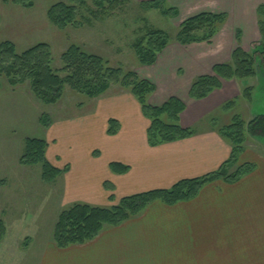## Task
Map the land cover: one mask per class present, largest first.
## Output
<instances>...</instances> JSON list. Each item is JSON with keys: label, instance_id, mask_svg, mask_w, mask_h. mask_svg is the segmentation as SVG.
Listing matches in <instances>:
<instances>
[{"label": "crops", "instance_id": "0c3cea01", "mask_svg": "<svg viewBox=\"0 0 264 264\" xmlns=\"http://www.w3.org/2000/svg\"><path fill=\"white\" fill-rule=\"evenodd\" d=\"M259 1L263 0L255 4ZM235 4L242 9L243 1ZM225 34L223 28L212 45L175 54L185 56L187 70L201 67L200 75L209 74L213 61L229 59H216L226 43L223 39L221 49L215 43ZM114 91L110 88L95 99L89 113L56 121L46 129L45 158L62 171L53 182L60 184V205L109 207L124 197L207 177L223 165L230 174L245 164L254 169L235 182H207L187 201L173 205L154 201L85 244L59 249L50 242L39 249L36 264H264V156L244 149L234 163L225 165L232 148L213 126L196 130L187 139L151 146L149 121L137 100L129 91ZM152 96L151 106L163 99L159 93ZM234 96L231 87H222L207 99L188 101L181 126L195 127L211 109ZM78 108L82 111L85 105ZM110 120L118 123L114 134L108 133ZM111 164L126 170L118 173Z\"/></svg>", "mask_w": 264, "mask_h": 264}, {"label": "rangeland", "instance_id": "374dc122", "mask_svg": "<svg viewBox=\"0 0 264 264\" xmlns=\"http://www.w3.org/2000/svg\"><path fill=\"white\" fill-rule=\"evenodd\" d=\"M163 1L164 8L177 9V17L165 18L155 10L144 12L139 7L143 1L127 0L103 20L92 21L89 26H68L58 30L49 22L46 13L54 4L66 3V0H32L33 7L30 9L14 4L12 0H0V41L11 42L17 53L40 43L49 44L54 69L61 67V53L77 45L85 52L101 57L109 67L120 69L123 74L135 73L138 79L149 82L155 88L150 96L159 93L160 98H163L155 106L163 105L170 98H177L186 108L188 101H202L189 97L193 81L213 73L200 75L203 70L201 67L197 71L187 70L184 67L187 59L175 52L181 49L188 51L196 45H212L225 28L227 34L220 36L215 46L221 49L223 39L226 45L216 55V59H229L213 61L212 68L230 62V48L234 51L238 47L235 41L238 32L241 35L240 48L252 54L253 43L261 40L256 11L259 6H264V0L256 4L255 0ZM239 1H243L242 9L236 7L238 4L235 2ZM202 13L225 15L224 25L210 42L179 44L176 38L180 24ZM79 16L87 17L88 14L83 10ZM146 27L163 31L169 40L152 66L139 65L133 49V44L144 35ZM211 58L214 59L213 54ZM222 87H231L234 98L211 109L202 121L195 122V127L187 128L194 132L209 126L219 128L229 125L236 115L248 123L264 114V69L258 63L255 77L242 81H223ZM110 88L112 91L114 88L119 92L129 91L119 86ZM245 91L251 95L250 100L245 97ZM150 96L146 99L148 105ZM231 101H234V105L226 108L225 104ZM95 102V99L66 88L57 104L45 106L32 95L27 83L10 87L4 76H0V182L4 181L0 185V221L5 226V235L0 241V264H36L39 249H44L46 244L52 242L57 216L65 208L60 205L58 198L60 184L43 182L40 165L19 164L25 140L38 139L47 143L46 128L56 121L89 113L95 107ZM81 105H85L82 111L78 108ZM184 112L185 109L181 114ZM42 114L49 117L46 128L39 121ZM245 140L244 149L264 156V139L247 137Z\"/></svg>", "mask_w": 264, "mask_h": 264}, {"label": "trees", "instance_id": "16d2710c", "mask_svg": "<svg viewBox=\"0 0 264 264\" xmlns=\"http://www.w3.org/2000/svg\"><path fill=\"white\" fill-rule=\"evenodd\" d=\"M66 1V3L54 4L46 13L49 22L58 30H64L68 26L75 28L89 26L92 21L103 20L127 0ZM12 2L27 9L33 7L32 0H12ZM163 3V0H151L141 2L139 7L144 12L158 11L165 18L178 16L177 9L164 8ZM83 10L88 14L87 17L79 16ZM256 13L261 40L253 43L252 54L240 48L241 35L238 32L235 35L238 47L232 52L230 62L215 65L212 68V75L195 79L189 90L191 99H205L211 92L221 89L223 81H242L255 77L257 63L264 69V6H259ZM224 22L223 14L202 13L192 16L180 24L176 41L181 45L210 42ZM144 32V35L133 44V49L139 65L152 66L169 40L166 33L161 30L146 27ZM53 62L51 47L47 43H40L22 53H17L11 42L0 41V76H4L10 87H19L27 83L32 95L45 106L57 104L64 96L66 88L89 99H97L110 87L119 86L129 90L141 106L142 114L149 121L147 140L151 146L187 139L194 135L192 129L182 127L179 123L180 115L185 109L184 103L177 98H170L159 107L148 105L146 99L155 88L149 82L138 79L135 73L123 74L120 69L109 67L101 57L89 54L77 45H72L61 53L59 69L53 68ZM244 94L247 100L251 99L247 91ZM233 105L234 101H231L225 104V107ZM47 118L49 117L45 114L40 116L42 127H48ZM117 128V121L110 120L108 133L114 134ZM217 133L232 148L231 156L225 165L232 164L243 152L247 137L264 139V114L248 123L236 115L229 125L217 128ZM46 149V141L26 139L19 164L40 165L41 180L45 183H53L62 171L47 162ZM111 169L118 173L126 170L118 164H111ZM253 169V164H245L230 174L223 165L216 173L207 177L183 180L167 190H154L124 197L109 207L72 204L59 212L53 228L52 242L59 249L85 244L104 229L115 227L137 216L154 201H161L167 205L187 201L192 199L207 182L217 179L235 182ZM3 183L4 181L0 182V185ZM109 200L113 201V198L110 197ZM4 235L5 226L0 221V241Z\"/></svg>", "mask_w": 264, "mask_h": 264}]
</instances>
